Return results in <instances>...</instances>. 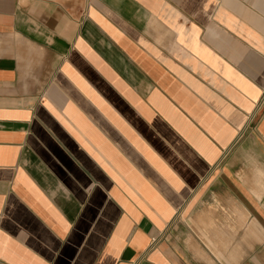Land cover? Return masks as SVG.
Instances as JSON below:
<instances>
[{"label":"crops","instance_id":"1","mask_svg":"<svg viewBox=\"0 0 264 264\" xmlns=\"http://www.w3.org/2000/svg\"><path fill=\"white\" fill-rule=\"evenodd\" d=\"M263 96L264 0H0V264H264Z\"/></svg>","mask_w":264,"mask_h":264},{"label":"built area","instance_id":"2","mask_svg":"<svg viewBox=\"0 0 264 264\" xmlns=\"http://www.w3.org/2000/svg\"><path fill=\"white\" fill-rule=\"evenodd\" d=\"M263 103H264V96H263V99L261 100V102H259L258 106L260 107Z\"/></svg>","mask_w":264,"mask_h":264},{"label":"rangeland","instance_id":"3","mask_svg":"<svg viewBox=\"0 0 264 264\" xmlns=\"http://www.w3.org/2000/svg\"><path fill=\"white\" fill-rule=\"evenodd\" d=\"M243 140H240L237 144H240Z\"/></svg>","mask_w":264,"mask_h":264}]
</instances>
